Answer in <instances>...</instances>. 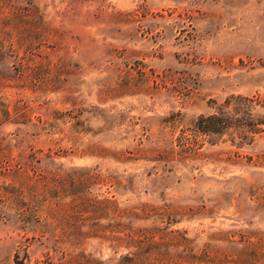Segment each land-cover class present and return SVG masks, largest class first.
<instances>
[{
    "label": "rangeland",
    "instance_id": "rangeland-1",
    "mask_svg": "<svg viewBox=\"0 0 264 264\" xmlns=\"http://www.w3.org/2000/svg\"><path fill=\"white\" fill-rule=\"evenodd\" d=\"M0 264H264V0H0Z\"/></svg>",
    "mask_w": 264,
    "mask_h": 264
},
{
    "label": "trees",
    "instance_id": "trees-1",
    "mask_svg": "<svg viewBox=\"0 0 264 264\" xmlns=\"http://www.w3.org/2000/svg\"><path fill=\"white\" fill-rule=\"evenodd\" d=\"M250 100V99H246ZM240 104H237V102L232 104L229 102V100H225L223 103H220L218 106H216V110L214 114H209L206 116H200L198 119V128L201 130H208V131H221L225 130L230 123L231 114L233 112H236Z\"/></svg>",
    "mask_w": 264,
    "mask_h": 264
}]
</instances>
